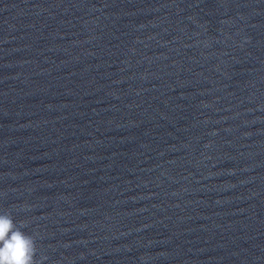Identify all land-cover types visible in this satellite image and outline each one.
Returning a JSON list of instances; mask_svg holds the SVG:
<instances>
[{
	"label": "clouds",
	"instance_id": "clouds-1",
	"mask_svg": "<svg viewBox=\"0 0 264 264\" xmlns=\"http://www.w3.org/2000/svg\"><path fill=\"white\" fill-rule=\"evenodd\" d=\"M25 224L9 211L0 212V264H43L46 257L36 258V238L22 230Z\"/></svg>",
	"mask_w": 264,
	"mask_h": 264
}]
</instances>
